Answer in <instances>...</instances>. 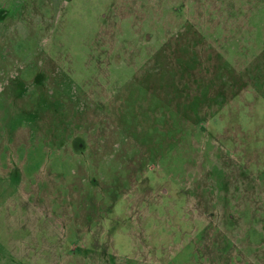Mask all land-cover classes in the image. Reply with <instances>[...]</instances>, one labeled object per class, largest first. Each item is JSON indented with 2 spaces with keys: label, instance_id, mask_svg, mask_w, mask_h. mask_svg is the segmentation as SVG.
I'll return each instance as SVG.
<instances>
[{
  "label": "rangeland",
  "instance_id": "obj_1",
  "mask_svg": "<svg viewBox=\"0 0 264 264\" xmlns=\"http://www.w3.org/2000/svg\"><path fill=\"white\" fill-rule=\"evenodd\" d=\"M0 264H264V0H0Z\"/></svg>",
  "mask_w": 264,
  "mask_h": 264
}]
</instances>
